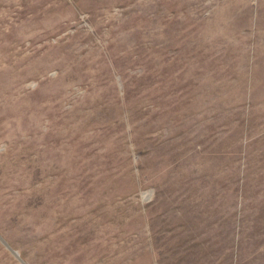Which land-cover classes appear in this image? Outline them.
Wrapping results in <instances>:
<instances>
[{"label":"rangeland","instance_id":"obj_1","mask_svg":"<svg viewBox=\"0 0 264 264\" xmlns=\"http://www.w3.org/2000/svg\"><path fill=\"white\" fill-rule=\"evenodd\" d=\"M0 264H264V0H0Z\"/></svg>","mask_w":264,"mask_h":264},{"label":"water","instance_id":"obj_2","mask_svg":"<svg viewBox=\"0 0 264 264\" xmlns=\"http://www.w3.org/2000/svg\"><path fill=\"white\" fill-rule=\"evenodd\" d=\"M4 241V240H3ZM8 245V244H7ZM8 247H9V245H8ZM10 248V247H9ZM13 252H14V254L18 257L19 256V254H18V252L17 251H15V250H13Z\"/></svg>","mask_w":264,"mask_h":264}]
</instances>
